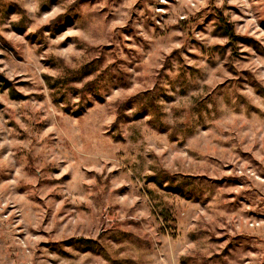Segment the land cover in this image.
<instances>
[{
    "label": "rangeland",
    "instance_id": "374dc122",
    "mask_svg": "<svg viewBox=\"0 0 264 264\" xmlns=\"http://www.w3.org/2000/svg\"><path fill=\"white\" fill-rule=\"evenodd\" d=\"M0 264H264V0H0Z\"/></svg>",
    "mask_w": 264,
    "mask_h": 264
},
{
    "label": "trees",
    "instance_id": "16d2710c",
    "mask_svg": "<svg viewBox=\"0 0 264 264\" xmlns=\"http://www.w3.org/2000/svg\"><path fill=\"white\" fill-rule=\"evenodd\" d=\"M0 81H2L1 83L2 87L10 86V81L7 78H5L2 74H0Z\"/></svg>",
    "mask_w": 264,
    "mask_h": 264
}]
</instances>
